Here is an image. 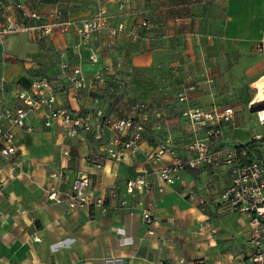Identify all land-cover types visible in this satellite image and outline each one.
Here are the masks:
<instances>
[{
  "label": "crops",
  "instance_id": "crops-1",
  "mask_svg": "<svg viewBox=\"0 0 264 264\" xmlns=\"http://www.w3.org/2000/svg\"><path fill=\"white\" fill-rule=\"evenodd\" d=\"M0 1L5 6L21 4L27 14L44 16L40 22L28 21L27 31L0 35V111L19 105L14 94L19 82L39 78L53 82L59 104L74 111L90 110L92 91L80 98L62 91L61 63H78L76 34L56 30L38 39L36 27L47 23L45 15L55 10L65 20H82L105 6L116 17L112 25L125 23V33L116 38L107 32L94 36L80 54L83 70L94 81L103 72L115 74L121 61L126 78L118 103H149L163 115L161 129L149 128L143 152L156 150L170 136L186 156L185 145L204 137V128L189 124L183 112L232 108L234 123L223 127L224 139L217 147L253 144L256 158L264 164V124H259L255 112L264 88V0ZM142 20L150 26L139 28ZM91 50L100 54L96 65L89 63ZM157 57H164L163 63L158 64ZM142 72L153 74L152 80L142 82ZM163 72L176 74L174 81L161 76ZM243 87L256 96L244 97ZM106 105L109 113L120 108L110 94ZM39 120L30 118L34 132L16 130L17 170L0 166V264H106L109 258H118V264H241L250 255L248 219L221 202L231 181L227 166L192 169L176 186L151 176L150 191L131 198L124 194L128 180L171 160L166 157L152 166L142 152L115 162L102 158L100 143L92 135L72 138L59 123L45 128ZM90 158L100 160L102 167ZM59 172L64 175L61 187L88 176L95 196L107 198V210L69 212L66 206L47 202L45 189L54 182L51 175ZM114 192L117 197H112ZM123 199L133 209L122 207ZM138 202L151 204L157 224L144 223L145 208Z\"/></svg>",
  "mask_w": 264,
  "mask_h": 264
},
{
  "label": "built area",
  "instance_id": "built-area-1",
  "mask_svg": "<svg viewBox=\"0 0 264 264\" xmlns=\"http://www.w3.org/2000/svg\"><path fill=\"white\" fill-rule=\"evenodd\" d=\"M124 6H120L121 12ZM47 23L36 27L37 38L51 36L54 31L65 35L72 30L77 36L75 51L78 54L77 64L70 61L61 63L65 84L62 91L70 97L80 98L83 92L88 93L96 87L98 91L106 88L110 83L107 76H113L124 84L126 74L121 71L122 62L115 65V74L103 72L94 81H89L83 70L84 59L80 55L83 46L90 45L94 36L107 32L111 37H119L125 33L126 27L123 21L112 25L114 17L105 6L87 19L65 20L59 10L45 15ZM44 16L40 12L27 14L21 4L12 3L5 6L0 1V35L18 34L28 29V21H43ZM150 24L142 20L138 27L148 28ZM136 35H134L135 37ZM63 56V54H62ZM100 62V54L91 50L89 63L96 65ZM109 71L106 68V71ZM259 92V91H258ZM264 97V88L261 90ZM17 107L3 106L0 111V166H10L15 172L18 168L19 149L16 141V130L34 132V125L30 118H39L45 128H51L59 123L65 134L72 138L84 135H92L100 143L102 158H108L115 162H121L128 156H136L142 153V145L146 141L150 127L161 129L163 115L156 108L145 102L135 103L130 106H120L117 113H108L105 100L92 98L93 107L90 110L74 111L59 104L58 90L48 78H39L32 81L29 87L17 85L15 91ZM185 97L181 96V101ZM3 104L0 98V105ZM119 105H117L118 107ZM255 109L259 124H264V101ZM194 127L204 128V137L193 138L188 141L184 149L186 156L181 153L178 145L172 137L163 138L156 150L144 151L146 160L152 166L160 164L164 158H169L171 163L158 170L144 169L139 175L131 178L126 183L125 196L136 198L138 194L149 192L151 189V176L158 178L164 184L176 186L183 183L184 175L192 169L216 168L227 166L231 181L229 186L221 194V202L232 212L245 216L252 227L251 252L241 264H264V164L250 156L247 148L239 145L220 149L217 147L223 142V127L234 123L235 112L232 108L218 111L190 109L183 112ZM160 122V123H159ZM68 155V152H65ZM104 156V157H103ZM96 167H102L100 160L88 159ZM63 173H53L54 180L45 189L46 201L51 204L66 206L69 212L84 210L90 207H99L103 212L107 210V198L96 197L92 189V182L86 175L76 178L72 183L61 187L59 182L63 179ZM114 192L112 197H117ZM204 201L201 202L204 205ZM122 207L129 206L127 201H121ZM143 221L147 226H153L158 221L152 216L151 204L144 205ZM150 235L154 234L149 230ZM39 242V238H35ZM118 258H109L106 264H118Z\"/></svg>",
  "mask_w": 264,
  "mask_h": 264
},
{
  "label": "trees",
  "instance_id": "trees-1",
  "mask_svg": "<svg viewBox=\"0 0 264 264\" xmlns=\"http://www.w3.org/2000/svg\"><path fill=\"white\" fill-rule=\"evenodd\" d=\"M107 79L110 80V83L108 84V86L106 88H103L102 90H100V92H92V98H101V99L105 100L107 98V94H110V96L112 97V100H113V104L120 105L118 103V100H119V98H121V94H118V92L123 91L124 84H122L119 80L115 79L113 76H107ZM31 83H32V81H30L28 83H25L23 81L19 82V84L25 88L29 87ZM135 103H140V102H131V103L129 102L128 106L133 105ZM120 106H122V105H120ZM106 108H108L107 105H106ZM114 110H116L114 112L117 113L118 109L114 108ZM239 146L247 148L250 156L254 159H257L254 152H253V148H252L253 144L239 145Z\"/></svg>",
  "mask_w": 264,
  "mask_h": 264
},
{
  "label": "rangeland",
  "instance_id": "rangeland-1",
  "mask_svg": "<svg viewBox=\"0 0 264 264\" xmlns=\"http://www.w3.org/2000/svg\"><path fill=\"white\" fill-rule=\"evenodd\" d=\"M88 2L90 1V0H87ZM92 2H95L94 0H91ZM97 1V0H96ZM107 10H108V8L107 7H105ZM109 11V10H108ZM113 38V37H112ZM115 38V37H114ZM149 60V59H148ZM161 60H164V57H160V58H156V61L158 62V64H161V63H163V62H161ZM153 74H149V72H142L141 74H140V77H141V80H142V82H144V80L145 81H147V82H149V80H152V79H149V77L150 76H152ZM161 76H168L169 74L168 73H161L160 74ZM176 76V74H173V73H171L170 75H169V80L170 81H174V78L173 77H175ZM179 77H180V75H178ZM144 83H146V82H144ZM128 90H129V92H131V91H133L132 90V85H131V90H130V88H128ZM141 91H143L142 89H140ZM136 93V92H135ZM145 93V92H144ZM146 95H148V93H145ZM135 96H138L137 94H134ZM242 95L244 96V97H247V96H249L250 95V97H251V95H255L256 96V93L255 92H253V94H252V92H251V90H250V88L249 87H243V89H242ZM254 96V97H255ZM138 99V98H137Z\"/></svg>",
  "mask_w": 264,
  "mask_h": 264
},
{
  "label": "bare ground",
  "instance_id": "bare-ground-1",
  "mask_svg": "<svg viewBox=\"0 0 264 264\" xmlns=\"http://www.w3.org/2000/svg\"><path fill=\"white\" fill-rule=\"evenodd\" d=\"M261 87L259 86V89ZM260 93H261V89H260ZM264 101V97L262 95V93L259 95L258 99L255 102V108H259L258 106H260L262 104V102Z\"/></svg>",
  "mask_w": 264,
  "mask_h": 264
}]
</instances>
